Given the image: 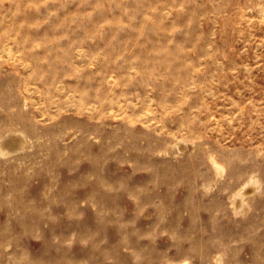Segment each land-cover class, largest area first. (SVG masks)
Wrapping results in <instances>:
<instances>
[{"label":"rangeland","instance_id":"374dc122","mask_svg":"<svg viewBox=\"0 0 264 264\" xmlns=\"http://www.w3.org/2000/svg\"><path fill=\"white\" fill-rule=\"evenodd\" d=\"M0 264H264V0H0Z\"/></svg>","mask_w":264,"mask_h":264}]
</instances>
